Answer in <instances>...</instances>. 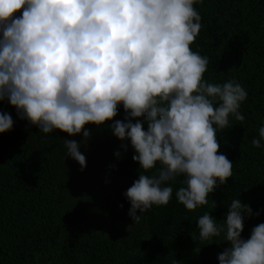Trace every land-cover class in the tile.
I'll return each mask as SVG.
<instances>
[{"label": "clouds", "instance_id": "obj_1", "mask_svg": "<svg viewBox=\"0 0 264 264\" xmlns=\"http://www.w3.org/2000/svg\"><path fill=\"white\" fill-rule=\"evenodd\" d=\"M202 2L0 0V101L45 135L82 133L81 142L63 139L66 156L81 171L86 157L79 148L91 137L85 125L113 121L112 134L130 142L139 164L138 179L123 193L133 222L128 228L153 206L169 203L178 177L176 201L194 211L232 176L233 162L218 151L217 130L230 126V116L245 121L240 106L248 94L234 79H204L208 57L190 47L203 27L193 5ZM121 105L124 119L113 120ZM13 124L0 112V133ZM258 133L255 148L262 147L264 126ZM153 168L155 174H144ZM252 215L238 198L222 222L210 212L197 219L201 241L223 234L228 244L218 264H264V223L241 238Z\"/></svg>", "mask_w": 264, "mask_h": 264}, {"label": "trees", "instance_id": "obj_2", "mask_svg": "<svg viewBox=\"0 0 264 264\" xmlns=\"http://www.w3.org/2000/svg\"><path fill=\"white\" fill-rule=\"evenodd\" d=\"M193 6L203 27L190 47L208 57L204 79H234L248 94L240 106L245 121L230 116V126L217 130L218 151L233 162L228 182L209 194L208 205L188 211L175 198L183 180L178 177L169 203L153 206L128 228L133 222L123 193L138 179L139 164L132 160L130 142L112 134L113 121L85 125L91 137L79 148L86 157L81 171L66 156L63 139L81 142L82 133L45 135L18 118L7 100L0 101V112L14 121L10 131L0 133V264H218L228 244L223 234L199 239L201 215L210 212L222 222L239 198L253 213L244 219L241 238L264 223V142L260 148L251 144L264 126V0H203ZM124 116L121 105L113 120Z\"/></svg>", "mask_w": 264, "mask_h": 264}]
</instances>
